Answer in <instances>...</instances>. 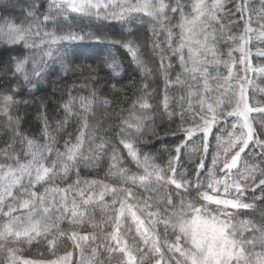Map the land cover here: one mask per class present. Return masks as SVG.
Wrapping results in <instances>:
<instances>
[{
	"label": "snow or ice",
	"instance_id": "6c2138e0",
	"mask_svg": "<svg viewBox=\"0 0 264 264\" xmlns=\"http://www.w3.org/2000/svg\"><path fill=\"white\" fill-rule=\"evenodd\" d=\"M0 5H4L0 8V65H6L2 73L5 80L0 81V91L4 84H8V91H11V85L21 78V87L30 86L36 77L41 76L54 53L63 60L61 47L65 42L71 44L88 40L121 44V41H108L107 36L84 29L65 32L60 21L71 23L76 19L94 18L129 22L136 19L141 24L151 26L153 51L159 57V68L164 78V94L154 109L153 104L149 103L152 92L145 91L133 102V108L160 111L161 116H166L170 121L178 118L181 122L179 131L184 133L186 139L183 143H178L171 152L167 168L150 163L152 158L148 155L141 156L135 147L144 134L145 120L152 119L150 114L136 117L135 122L124 120V126L116 134V139L144 170L143 175H127V180L133 184L139 182L141 186H146L148 182L174 185L173 192L166 195L165 203L176 211L162 222L165 231L170 226L178 234L171 242L165 240L162 247L158 236L154 234L156 221L152 220L153 234H150L149 229L144 227V221L132 210L135 205L127 202L128 197L134 196L131 189H109L104 185V191L98 193L99 198L103 200L107 191L122 197L119 215L124 216L125 211L131 214L137 223V232H140L143 244L134 253L119 235L111 234L110 240L113 243L103 245L105 252L119 253L120 264H143L146 255H154L152 264H170L165 259V251L181 257L173 260L172 264H264V214L259 223L241 220L234 224V213L228 211L255 209L257 202L264 205V103H251L249 97L250 88L264 94V87H260L249 76V73H253L264 79V64L253 65L251 47L255 42V55L264 57V48L260 47L264 44V0H26V7L19 0H0ZM15 7L22 8L21 18L3 15L8 8ZM47 28H54L56 31H46ZM222 45L226 46L223 50ZM122 47L148 74L150 70L141 60L140 49L135 41L129 39ZM24 50H27V54ZM110 58L112 62L108 67L114 70L119 68L115 58ZM173 58L180 70L171 78ZM9 76L14 79L9 80ZM169 86H179L183 94L173 98L169 95ZM143 87L148 89L149 85L144 84ZM112 88L115 89V84ZM16 94L18 90L0 97L6 114L7 109L15 103L13 97ZM91 95L96 97L95 92ZM173 99L178 111L172 106ZM76 100L84 110L83 113L73 111ZM103 103L107 104L108 101ZM91 104L92 100L84 96H69L63 103L65 116L62 121H57L58 129L67 125L73 117L78 118L80 124L74 142L72 139L65 140L63 152L56 147V137L50 133L44 113H41V135L44 138L42 144L16 132L23 145L20 152L0 150V157L4 158L0 160V215L8 218V223L0 232V238L13 237L32 243L40 237L49 246L56 247L55 238H49L48 224L44 217L34 219L33 216L37 205L44 206L50 197L55 201L50 207L56 208L59 205L57 211L62 215L70 213L74 222L82 217L83 214L78 212L76 198L69 200L67 195L68 192L75 191L82 198V203L87 204L91 200V196L86 197V190L80 188L79 179L67 188L43 185L54 183L58 176L66 179L72 170H76L78 176L77 163L98 160L106 148L112 153L113 166L119 160V152L111 142L103 138L97 142L94 132L88 133V147L85 149L86 130L89 129L87 113ZM253 113L258 114L261 129L259 133L254 126L257 117H253ZM229 118H232L231 123ZM221 122L230 131L226 132V141L223 135L215 136L218 151L212 156V168L206 169L204 158L201 157L196 168L204 172L197 171L194 179L190 180L185 173L178 172V166L182 167L181 149L200 134L202 151L207 154L209 138L214 135V127ZM250 145L259 149L253 153L258 157V162L253 160L251 165L246 159L242 161V154L245 157L248 155ZM218 164L222 165L219 170L224 173L223 178H217ZM233 170L237 177L235 179ZM120 171L126 172L122 168ZM203 174L207 175V189L219 193L222 186L223 192L232 198H219L210 195L208 191H201L205 186V182L200 179ZM84 183L90 187L98 182ZM37 185L43 187V192L37 190ZM249 189L253 203L247 202ZM177 190L196 193V202L181 198L178 204L175 203L173 196L180 195ZM257 190L259 195L256 194ZM57 194L60 196L58 201L55 200ZM201 201L223 207H218L217 214L212 215L206 205L197 206ZM112 203L116 205L117 200L114 198ZM50 207H42L43 213H49ZM148 207L150 205L144 202V208ZM19 209L29 210L26 220L13 215ZM154 215L158 213H147L149 219ZM116 228L119 233V220ZM91 238L95 240V236ZM71 239L75 247L81 248L82 242L89 237L72 233ZM99 247L97 245L92 249L93 257ZM7 251L11 253L8 264H38L37 261L18 257L15 249ZM71 256V252H66L63 258L49 261L48 264H68ZM88 264L93 262L89 261Z\"/></svg>",
	"mask_w": 264,
	"mask_h": 264
},
{
	"label": "trees",
	"instance_id": "16d2710c",
	"mask_svg": "<svg viewBox=\"0 0 264 264\" xmlns=\"http://www.w3.org/2000/svg\"><path fill=\"white\" fill-rule=\"evenodd\" d=\"M19 3L24 5V7L27 6L26 0H19ZM3 7L4 5H0V8ZM21 13L22 8L15 7L8 8L3 15L5 17L21 18ZM59 23L64 27L65 32L84 29L97 35L107 36L108 41H121V44L98 43L88 40L71 44L65 42L61 47L63 60L61 61L60 56L54 53L53 58L48 61L41 76L36 77L30 86L24 85L21 87L23 84L22 78L11 85V91H8L9 85L4 84L3 90L0 91V97L2 95H11L12 92H17V90L18 94L13 97L15 103L7 109V114L2 99H0V150L8 149L9 151L14 150L16 153L20 152L23 145L21 144L20 136L15 134L16 132L42 144L44 138L41 135L43 130L41 113H44L48 120L49 131L56 137V147L63 152L65 140L72 139L74 142L80 124L78 118L73 117L68 121L67 125L58 129L57 121H62L65 116L62 105L69 99V96H84L92 100L90 111L87 113L89 129L86 130L85 149L88 147V133L94 132L97 142L101 138L111 142V145L119 152V160L113 166L112 153L106 148L105 152L100 154L98 160L77 163L78 176L76 170H72L66 179L58 176L54 183L43 185V187L58 186L67 188L69 184H75L77 179H79L81 182L80 188L86 190V197L91 196L92 198L87 204H84L81 202L82 198L79 197L78 192L70 191L67 193L69 200L73 197L76 198L79 205L78 212L83 214L78 222L73 221L70 213L62 215L57 211L59 205H56V208H51L50 206L55 203L51 197L44 206L37 205L33 210L34 219L44 217L48 224L49 238H55L56 247L49 246L40 237H37L32 243L13 237L0 238V264H8L11 256V253L7 251L8 249H15L18 257L37 261L38 264H48L49 261L63 258L66 252L72 253L68 264H88L89 261H92L93 264H97V262H101V264H120L119 253H107L104 251L103 245L105 243H113L110 240V235H119L121 239L127 242L134 253L137 247H143L141 243L142 236L140 232H137V223L129 212L125 211V215L122 217L119 215L118 208L122 197L114 196L111 191H107L103 200L99 198L98 193L104 191V185H107L109 189H131L134 196L128 197L127 202L135 205L132 210L136 211L137 216L144 221V227L149 229L150 234H153L152 220L156 221L154 234L158 236L162 247H164L165 240L171 242L175 239V235L178 234L174 233L170 226L165 231V225L162 222L173 211H176L165 203V197L173 192L174 185H157L154 182H148L146 186H141L139 182L133 184L126 179L127 175H143L144 170L116 139V134L124 126L122 122L124 120L135 122L136 117H143L146 114L152 116L151 120H145L144 134L140 136L135 147L141 156H150L152 158L150 163H154L161 168H167V161L171 152L178 143H183L186 137L183 132L179 131L181 122L178 118L170 121L166 116L162 117L160 111L133 108V102L145 91L152 92L149 103L153 104L154 109L158 102L162 100L164 94V78L159 68V57L153 51V33L150 25L141 24L136 19H132L129 22H119L94 18L76 19L71 21V23L60 21ZM69 27L72 29H68ZM46 31H56V29L47 28ZM57 34L62 33L57 32ZM129 39L135 41L138 45L140 58L150 70L148 74L144 73L143 68L137 65L132 60L130 53L122 47L123 43ZM260 46L264 48V44ZM225 47L222 45V50ZM0 51H2V48H0ZM24 51L27 54V50ZM110 57L115 58L119 63V68L114 70L108 67L112 62ZM252 59L254 66L264 64V57H257L255 52L252 55ZM172 62L174 67L170 71V77L174 78L176 72L180 69L175 58H173ZM5 68L6 65H0V81L5 80V76L2 74ZM249 76L253 77L256 84H259L260 87H264V79L256 77L253 73H249ZM8 79L13 80L14 78L9 76ZM113 84H115V89L112 88ZM144 84H148L149 88L144 89ZM168 91L173 98L183 94L179 86H169ZM93 92L96 93L95 98L91 95ZM249 97L251 103L256 101L264 103V94L255 92L254 88L249 89ZM105 100L108 101L107 104L103 103ZM172 106L176 107L177 111L179 110L175 99H173ZM73 111L84 112L79 107L78 100L74 102ZM252 116L257 117L254 120V126H256L259 133L261 129L259 127L258 114L253 113ZM231 122L232 118H229V123ZM185 126L188 125L185 124ZM227 131H230V128L224 122L214 127V135L208 141L207 154L202 151L203 141L200 139V134L188 141L187 145L181 149L182 167L178 166V172L185 173L190 180L194 179L197 171L204 172V170L196 168L201 157L204 158L206 169H211L212 156L218 151L215 136L223 135L226 141ZM10 145L11 148L9 149ZM247 151L248 155L246 157L242 154V161L246 159L249 165L252 164L253 160L258 162V157L254 156L253 153L258 152L259 149L250 145V149ZM85 154L88 153L85 152ZM2 159L4 158L0 157V160ZM221 167L222 165H217V178H223L224 176V173L219 170ZM121 168L125 169L126 172L121 173ZM242 169L243 162L241 163ZM233 178H237L235 170H233ZM200 179L205 182V186L201 188V191H208L210 195H216L219 198H232L231 195L223 192L222 186L219 193H214L212 190L207 189L206 174L201 175ZM84 181H96L98 183L89 187L85 185ZM43 187L41 185L36 186L40 192H43ZM177 191H179L180 195L173 196L175 203L178 204L181 198L196 202V193L191 191L185 193L183 190ZM250 192L251 190L249 189L247 202L253 203ZM256 194L259 195V190H257ZM114 198L117 200L116 205L112 203ZM59 199L60 196L57 194L55 200L58 201ZM144 202H147L150 207L145 209ZM201 205H206L212 215L217 214L216 210L218 207H223L207 201H201L197 204V206ZM42 207H50L49 213H43ZM228 211L234 213L232 221L234 224L241 220H252L259 223L262 214H264V205H259L257 202L255 209H228ZM28 212L29 210L19 209L13 215H19L21 219L26 220ZM148 212L158 213V215H154L149 219L147 216ZM117 220L120 222L119 233H117L116 228ZM7 223L8 218L0 215V232L3 231ZM72 233H77L81 237L87 236L89 239L82 242L81 248H77L73 245ZM93 236H95V240L91 238ZM181 244H184L183 239ZM97 245L100 247L97 249L96 256L93 257L92 249L97 247ZM165 259L172 264L173 260L181 259V257L179 254L165 251ZM153 260L154 255H146L143 264H152Z\"/></svg>",
	"mask_w": 264,
	"mask_h": 264
},
{
	"label": "rangeland",
	"instance_id": "374dc122",
	"mask_svg": "<svg viewBox=\"0 0 264 264\" xmlns=\"http://www.w3.org/2000/svg\"><path fill=\"white\" fill-rule=\"evenodd\" d=\"M255 26V25H254ZM252 47V53H254L255 52V47H256V45H255V42L253 43V45L251 46ZM261 47V46H260ZM262 48V47H261ZM252 61H253V59H252Z\"/></svg>",
	"mask_w": 264,
	"mask_h": 264
}]
</instances>
